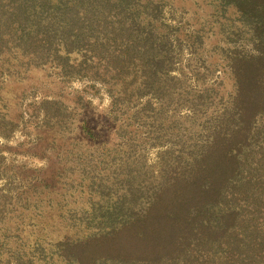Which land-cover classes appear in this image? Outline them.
<instances>
[{
    "label": "trees",
    "instance_id": "obj_1",
    "mask_svg": "<svg viewBox=\"0 0 264 264\" xmlns=\"http://www.w3.org/2000/svg\"><path fill=\"white\" fill-rule=\"evenodd\" d=\"M167 1L0 0V135L47 66L109 99L103 126L80 121L84 152L69 106L38 101L47 147L72 132L76 179L0 189V264H264V0H218L226 95L189 83Z\"/></svg>",
    "mask_w": 264,
    "mask_h": 264
},
{
    "label": "rangeland",
    "instance_id": "obj_2",
    "mask_svg": "<svg viewBox=\"0 0 264 264\" xmlns=\"http://www.w3.org/2000/svg\"><path fill=\"white\" fill-rule=\"evenodd\" d=\"M217 4L218 0H168L164 15L168 22L182 27L184 38L182 63L188 72L189 83L198 87L214 85L226 95L231 91L232 81L221 53L223 46H233L234 43L226 39L225 34L220 31V21L225 16ZM226 15L234 17L232 10ZM195 31L201 34L203 44L195 41L193 45L192 38L191 45L188 43L190 38L186 36H192ZM44 73L49 77L45 79ZM44 73L40 72L39 80H26L27 86L33 89H28L24 99L18 104L14 103L10 109V115L18 125L9 136L0 135V189L2 188L3 193L10 197L27 190L33 184L37 185L35 195H38L42 179L55 175L63 180L61 185H64L63 182L66 180L75 178L76 169H71L75 163H69L70 159L66 155L67 143L72 140L70 139L72 132H76L74 136L78 142L77 147L84 152L85 145L80 143L81 136L77 133L80 121L85 118L91 123H100L103 126L102 115L109 105L104 90L94 96L88 93L89 82L86 78L63 79L59 76L58 69L48 66ZM78 91L82 94H78ZM46 95L57 97L72 111L70 124L72 132H69V127L66 130L65 126L61 127L58 136L49 147H47L49 137L45 133L43 116L38 104ZM79 96H82L81 100H78ZM159 150L160 146L145 148L144 159L149 166L157 161ZM30 192L27 190V193ZM14 202L7 201L10 213L17 208Z\"/></svg>",
    "mask_w": 264,
    "mask_h": 264
}]
</instances>
